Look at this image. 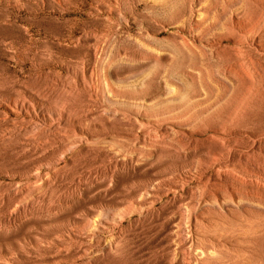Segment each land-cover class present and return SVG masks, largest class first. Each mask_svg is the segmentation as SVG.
<instances>
[{
	"label": "bare ground",
	"instance_id": "obj_1",
	"mask_svg": "<svg viewBox=\"0 0 264 264\" xmlns=\"http://www.w3.org/2000/svg\"><path fill=\"white\" fill-rule=\"evenodd\" d=\"M116 1L99 0L118 18ZM153 7L155 27L144 33L156 50L135 42L142 58L137 66L132 49L122 58L107 53L94 76L80 73V88L99 96V108H90L79 90L57 92L46 130L31 124L41 115L36 97L32 103L0 101L6 123L0 155L44 153L55 143L51 154L70 153L66 164L87 156L104 162L90 171L103 176V189L86 225L111 229L134 212L136 219H156L164 232L156 264H264V0H159ZM165 26L174 31L156 37ZM115 30L87 32L75 42L91 37L93 45L102 40L110 46ZM161 60L166 66L156 80L150 64ZM190 93L198 97L193 107L185 100ZM160 96L167 106H155ZM172 154L188 157L178 160L188 175L169 180L156 173L138 196L119 188ZM58 163L49 158L47 171L36 170L40 187L65 166ZM189 181L201 191L192 192ZM121 235L117 231L108 241L106 252L121 253Z\"/></svg>",
	"mask_w": 264,
	"mask_h": 264
},
{
	"label": "rangeland",
	"instance_id": "obj_2",
	"mask_svg": "<svg viewBox=\"0 0 264 264\" xmlns=\"http://www.w3.org/2000/svg\"><path fill=\"white\" fill-rule=\"evenodd\" d=\"M158 1L117 0L113 6L119 15L116 18L114 13H106L99 0H0V101L32 103L36 97L44 115L42 119L39 113L31 124H40L46 130L49 126L45 119L58 107L53 99L57 92L70 95L79 90L86 94L90 108H99V96L80 88V73L94 76L107 53L122 58L136 49L135 42L156 50V42L147 38L144 30L155 27L150 16L155 15L153 6ZM105 29H116L109 37L110 46H102V40L93 45L91 37L83 45V41L75 42L83 40L87 32L100 35ZM170 31L174 28L165 26L156 37ZM103 37L107 36L99 38ZM134 53L136 60L132 62L137 66L142 58L136 50ZM164 63L150 64L155 69L150 68L154 79L162 78L159 70L166 66ZM152 88L150 84L148 90ZM185 97L190 99V107L197 103L198 97ZM158 99L161 103L155 106H167L162 96ZM82 113L89 115V111ZM5 126L0 120V130ZM7 127L13 128L9 123ZM18 127L14 128L16 132ZM95 132L101 131L97 128ZM55 146L53 143L44 153L30 156L7 152L0 155V264H156L154 254L164 243V232L156 219H136L134 212L111 229H89L86 220L103 189V176L90 171L105 163L87 156L66 164L70 153L51 154ZM185 157L178 154L176 161L173 154L164 155L152 164L156 166L138 171L119 188L138 196L149 189L156 173L169 180L185 177L191 170L178 162ZM49 158L65 166L47 187H40L35 172L47 171L45 161ZM196 186L193 181L187 183L192 192L201 191V186ZM117 231L122 234L121 253L113 255L105 249Z\"/></svg>",
	"mask_w": 264,
	"mask_h": 264
}]
</instances>
